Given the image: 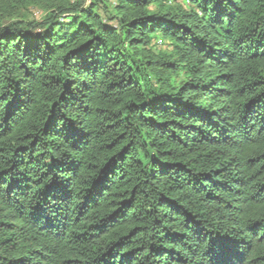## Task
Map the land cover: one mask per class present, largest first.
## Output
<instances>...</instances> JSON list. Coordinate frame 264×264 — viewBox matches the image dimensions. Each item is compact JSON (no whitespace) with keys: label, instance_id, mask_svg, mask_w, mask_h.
<instances>
[{"label":"trees","instance_id":"trees-1","mask_svg":"<svg viewBox=\"0 0 264 264\" xmlns=\"http://www.w3.org/2000/svg\"><path fill=\"white\" fill-rule=\"evenodd\" d=\"M0 264H264V0H0Z\"/></svg>","mask_w":264,"mask_h":264},{"label":"rangeland","instance_id":"rangeland-1","mask_svg":"<svg viewBox=\"0 0 264 264\" xmlns=\"http://www.w3.org/2000/svg\"><path fill=\"white\" fill-rule=\"evenodd\" d=\"M36 16L39 17L40 16V13L39 12H36ZM162 47H164V46H162Z\"/></svg>","mask_w":264,"mask_h":264}]
</instances>
